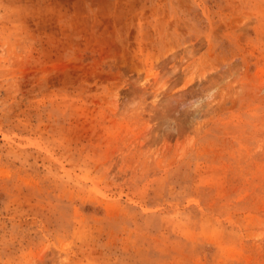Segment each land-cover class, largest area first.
Wrapping results in <instances>:
<instances>
[{
	"label": "rangeland",
	"instance_id": "1",
	"mask_svg": "<svg viewBox=\"0 0 264 264\" xmlns=\"http://www.w3.org/2000/svg\"><path fill=\"white\" fill-rule=\"evenodd\" d=\"M0 264H264V0H0Z\"/></svg>",
	"mask_w": 264,
	"mask_h": 264
}]
</instances>
